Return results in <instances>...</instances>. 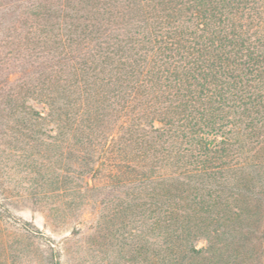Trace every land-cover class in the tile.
<instances>
[{"label": "trees", "instance_id": "16d2710c", "mask_svg": "<svg viewBox=\"0 0 264 264\" xmlns=\"http://www.w3.org/2000/svg\"><path fill=\"white\" fill-rule=\"evenodd\" d=\"M28 6L47 108L0 100V126L66 136L68 185L134 226L139 261L264 264V0Z\"/></svg>", "mask_w": 264, "mask_h": 264}, {"label": "rangeland", "instance_id": "374dc122", "mask_svg": "<svg viewBox=\"0 0 264 264\" xmlns=\"http://www.w3.org/2000/svg\"><path fill=\"white\" fill-rule=\"evenodd\" d=\"M29 1L0 0V100L24 98L44 113ZM19 121L0 126V197L10 210L0 220V264H146L135 258L134 226L117 230L108 202L68 185L67 137L51 123L38 133Z\"/></svg>", "mask_w": 264, "mask_h": 264}]
</instances>
